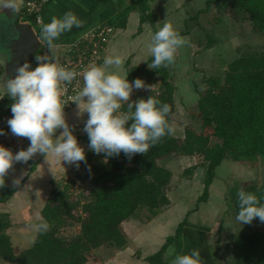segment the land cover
<instances>
[{
	"label": "trees",
	"instance_id": "16d2710c",
	"mask_svg": "<svg viewBox=\"0 0 264 264\" xmlns=\"http://www.w3.org/2000/svg\"><path fill=\"white\" fill-rule=\"evenodd\" d=\"M50 1L42 7L41 16ZM211 6L223 13L242 12L254 29L264 33V0H204V7L200 10ZM134 8L140 12V22L155 18L148 11L147 0H133L116 17L124 19L127 11ZM17 20L27 21L37 36L42 37V27L36 23L35 14L21 9ZM206 44L211 45L210 42ZM151 60L152 56L143 65L127 69V79L131 82L147 77L159 81L157 90H146L143 98L153 96L167 103L170 112L166 121L170 123L174 110V86L169 80L167 65L151 69L148 67ZM1 72L0 66V75ZM207 82V89L199 93L197 100L202 131L194 133L186 128L182 139L166 135L147 153H136L128 159L121 152L105 162L103 153L96 154L88 148L86 133H73L77 140L82 139L87 144L86 163L81 161L83 174L80 176V180L92 179L87 195L83 199H72L66 192L68 186L53 191L40 209L41 220L48 224L47 231H36L31 244L19 252L13 250L9 215L0 213V260L7 264H86L93 249L103 245L123 248L126 237L121 230V222L141 208L152 216L168 203L164 187L170 181L172 172L158 161L172 153L182 156L196 154L206 163L197 204L207 200L214 169L223 159L240 160L259 155L264 162V53L233 58L227 64L222 85L217 79H208ZM11 103L7 92H3L0 95V111L7 112ZM126 110V105H122V111ZM35 164L36 161H30L29 172ZM193 169L188 167L184 173ZM23 182L24 179L20 185L10 188L6 195L0 196V201H6ZM241 188L254 193L264 203V178L260 185L250 183L234 188L230 204L234 216L238 211L237 192ZM80 203L82 215L77 214ZM72 222L78 224V232L64 236L60 229ZM253 222L263 226V229L238 233L232 238L230 254L233 264H264V223L259 218H254ZM183 223L184 219L157 251L145 257L146 264H166L165 249L180 236Z\"/></svg>",
	"mask_w": 264,
	"mask_h": 264
},
{
	"label": "rangeland",
	"instance_id": "374dc122",
	"mask_svg": "<svg viewBox=\"0 0 264 264\" xmlns=\"http://www.w3.org/2000/svg\"><path fill=\"white\" fill-rule=\"evenodd\" d=\"M203 1L186 0V4L181 5L183 7L179 9V12L174 10L175 12L173 14H168L166 9H163V15L159 18V24L156 25V30H158L164 23L170 22L174 30L180 28V35L187 41L184 46L177 49L174 63L167 65L169 80L174 86V110L170 124L175 128L173 136L179 139L184 137V130L186 128L194 133L202 131L197 100L199 93H203L207 89L208 79H217L219 84L222 85L227 64L233 58L240 55L264 53V33L254 29L251 22L242 12L233 14L218 12L213 6L207 10H200L204 7ZM185 6L187 8H184ZM164 7L166 8V5ZM133 21V19L129 20V26L136 28L138 21ZM4 23L5 21L0 19V28L3 27ZM3 37H5L4 33L0 35L1 44H4L2 43ZM117 38L119 39L118 42L124 40L120 34L116 36ZM151 38L148 35L134 39L129 38L128 40L122 41L116 48H129L132 52L139 49V52H136L129 58L131 62L129 65L139 64L140 59L146 56V51L149 52L148 47L151 43ZM207 42H210L211 45L207 46ZM120 51L119 54L117 52L114 56L118 55L124 61L129 53L125 55L127 53L126 51L124 54L121 49ZM109 70L118 71L121 75L125 73L123 64L119 69L113 66ZM141 79L144 80L146 85H150L151 88L133 89L129 102L143 98L146 90H157V83H159L157 79L147 77H142ZM0 82L2 85L3 80H0ZM3 92L5 91H2L0 88V95ZM122 105H126V103L122 102ZM83 128L84 125L83 127L81 126V129H76L78 132L74 130V133L80 132L77 135H83ZM60 131L62 130L58 129L54 133V137L58 136ZM29 143L26 137L15 136L8 129L7 137L2 145L15 153L22 147L26 149ZM83 148L86 151L87 147ZM54 160L53 163L56 165V172L53 173V179L51 178V181L49 180L39 184L44 187L41 188L42 191L39 193L40 199L37 200V203H34L35 210L32 209L34 213L40 204L44 203L46 198L57 189L68 186L66 190L67 194L72 199H79L85 197L89 188L92 186L91 177L80 180V176L83 174L81 162H79V168H77L75 165H68L64 162L60 163L56 158ZM158 163L172 172L170 181L164 187V192L170 200L168 208L164 212L165 220L168 221V224L174 222L173 226L177 227L178 223L185 216V213L189 211L191 221L200 220L202 217L211 219L214 223L213 225H216L219 229L218 234L224 235L220 236L224 243H222L223 256L218 264H233L230 254V245L233 236L238 233H249L254 230L263 229V226L253 221L249 224H239L235 220L233 210L230 206L233 195L232 190L234 188L250 183L256 185L262 183L264 178V162L261 156L255 155L240 160L223 159L214 169V178L208 189V201L206 200V203L205 201H201L198 204L196 199L201 193L202 179L206 169V163L202 158L196 154L182 156L172 153L161 158ZM188 167H194V169L191 172L184 173ZM43 200L44 202H42ZM81 203L77 207V214L79 215H82ZM166 206L167 204L161 208ZM195 208H197V211L193 210ZM136 212L143 215L141 218L149 216L145 208H141ZM18 214L17 212V216H13L14 223L9 231L15 252H19L28 247L36 232V229L22 230L21 225L25 224V220L22 215ZM168 224L164 225L165 227L163 228L169 234H173L174 229H171ZM78 229V224L72 222L60 230L64 236H72L78 232ZM101 247L103 249L102 251L98 250L95 253L94 250L96 249L92 250L86 264H101L100 261L103 260L102 256L105 253L111 254V246L103 245Z\"/></svg>",
	"mask_w": 264,
	"mask_h": 264
},
{
	"label": "clouds",
	"instance_id": "9594fccd",
	"mask_svg": "<svg viewBox=\"0 0 264 264\" xmlns=\"http://www.w3.org/2000/svg\"><path fill=\"white\" fill-rule=\"evenodd\" d=\"M4 7L14 10V0H9ZM81 24L74 13L65 12L62 17H52L50 22L43 24L42 39L51 50L56 38ZM186 42L170 23H164L152 35L148 47L152 60L148 67L157 69L174 63L177 49ZM35 60L38 63L34 68L24 63L15 69V76L6 81L7 96L12 100L8 127L13 135L26 137L30 143L26 149L15 153L0 144V187L4 186L5 176L14 163H26L36 153L51 155L58 162L77 168L79 162L86 163L84 148L65 118L64 106L69 100L77 105V116L87 112L83 131L88 136V148L96 154L103 153L105 162L121 152L128 159L136 153H147L162 137L174 135V126L166 121L170 112L167 103L153 96L129 102L133 89L151 87L141 78L129 82L128 73L121 75L118 71H110V67L119 69L122 66L124 61L120 56H106L101 65L83 70L82 88L67 101L61 97V83H71L78 73L59 65L54 57L49 60L47 56L36 55ZM122 102L126 103V111H122ZM58 129L62 131L54 137ZM3 134L4 130L0 129V135ZM23 175L22 172L12 183L20 185ZM237 198L235 220L239 224H249L254 218L264 223V203L260 198L243 188L237 192ZM34 227L42 233L47 231L48 224L40 220ZM199 260L200 252L194 248L190 253L175 254L171 264H199Z\"/></svg>",
	"mask_w": 264,
	"mask_h": 264
},
{
	"label": "crops",
	"instance_id": "0c3cea01",
	"mask_svg": "<svg viewBox=\"0 0 264 264\" xmlns=\"http://www.w3.org/2000/svg\"><path fill=\"white\" fill-rule=\"evenodd\" d=\"M132 1L133 0H51L46 5L43 16H41L40 26L42 27L43 24L50 22L52 17H62L63 14L68 11L74 13L82 21L79 27L74 26L70 31L63 32L54 40V48H52L51 51L56 52L59 43L68 40L76 31L78 32L87 25L106 21L112 22L114 33L104 49L103 59L109 55L114 56L117 52L119 54L121 52L120 49L123 51V54L127 52L125 55L129 53L123 63L124 74H126L127 69L131 66L139 67L146 63L151 53L146 51V56L140 59L139 64L129 65V63H131L129 58L136 52H139V49L132 52L129 48L119 49L116 47L122 41L128 40L129 38L134 39L140 36L144 37L145 35L152 37L157 29L156 25L159 24V18L163 15V9H166L168 14H173L175 11L179 12V9L183 7L181 6L182 4H186V0H147L148 11L155 16L152 21L144 20L140 22V12L137 8L127 11L126 15H124V19L123 17H116V15H119L118 13L121 9ZM164 5H166V8ZM184 8L187 7L185 6ZM132 19L134 20L133 22L138 21V26L136 28H131L129 26V20ZM179 29L175 31H180ZM119 34L124 40L118 42L119 39H116V36ZM103 59L100 65L103 63ZM78 111L79 109L75 104L64 112L65 118L72 127L73 133L75 132L74 130L81 129V126L83 127L88 118L87 112H84L81 116H77ZM76 134H80V132ZM78 143L82 147H87L82 139H78ZM21 149H23V147L19 150ZM54 158L55 157L51 155L45 156L44 154L36 153L26 163H14L6 174L4 186L0 187V196L6 195L10 188L18 186L14 185L12 181L14 178L21 176L22 172L24 173L22 178L24 182L22 185L15 190L6 201H0V213H8L12 226L14 223L13 216H17V212L19 213L18 215H22L25 220V224L21 225L22 230L35 229L34 226L41 220L40 209L45 203L44 200L47 196L42 201L44 203L41 202L42 204L36 209L35 213L32 209L35 210L34 203H37V200L40 199L39 193L42 191L41 188L44 187L39 184L45 181H51V178L53 179V173L56 172V165L53 163L55 161ZM48 160H50V163H47ZM30 161H36V164L34 169L29 172ZM167 199V206L160 208L158 212L152 216L141 218L143 215L136 212L132 217L122 221L120 227L126 237L125 246L121 249L111 246V254L105 253L100 263L146 264L145 257L157 251L164 243L166 237L172 235L163 228L165 227L164 225L168 224V221L164 218V212H166L170 201L168 196ZM207 201H205V203ZM197 208L193 210L197 211ZM189 212H186L183 217L184 223L180 236L165 249L164 259L166 264H171V259L175 254L190 253L194 248L198 249L200 252L199 264H218L223 256L222 243H224L220 236L224 235L218 234L219 229L216 225H213L214 223L211 219L202 217L200 220L191 221ZM27 221H29V223H27ZM165 222L167 223L165 224ZM173 223L168 224V226L174 229V233L176 226L174 227ZM12 226L10 228H12ZM10 230L11 229H9V231ZM101 248V246L96 248V250H94L95 253L98 250L102 251L103 249Z\"/></svg>",
	"mask_w": 264,
	"mask_h": 264
},
{
	"label": "built area",
	"instance_id": "2783aa9c",
	"mask_svg": "<svg viewBox=\"0 0 264 264\" xmlns=\"http://www.w3.org/2000/svg\"><path fill=\"white\" fill-rule=\"evenodd\" d=\"M49 0H22L21 9L25 13H33L36 23L41 24V9ZM20 9V10H21ZM27 22V21H24ZM114 33V28L107 22H98L87 25L73 34L71 38L59 43L56 52L51 51L45 41L39 37V47L30 62V67L37 65L36 55L47 56L49 60L55 58V62L68 69L75 70L78 75L71 83H61V97L69 100L76 91L83 86L82 71L92 65H100L103 59V52L110 37ZM75 105V102L68 101L64 110ZM12 116L11 110L0 111V129L4 134L0 135V144H3L8 134L7 120ZM0 264H7L0 260Z\"/></svg>",
	"mask_w": 264,
	"mask_h": 264
},
{
	"label": "water",
	"instance_id": "95a60500",
	"mask_svg": "<svg viewBox=\"0 0 264 264\" xmlns=\"http://www.w3.org/2000/svg\"><path fill=\"white\" fill-rule=\"evenodd\" d=\"M9 0H0V19L4 20L0 33L5 35L1 44L0 41V66L2 72L0 80H3L1 90L7 92L6 81L15 76V69L32 61L35 52L39 47V36L33 27L24 21H18L17 15L21 9V1L14 0L15 9L4 7ZM0 34V35H1Z\"/></svg>",
	"mask_w": 264,
	"mask_h": 264
},
{
	"label": "flooded vegetation",
	"instance_id": "af4514ba",
	"mask_svg": "<svg viewBox=\"0 0 264 264\" xmlns=\"http://www.w3.org/2000/svg\"><path fill=\"white\" fill-rule=\"evenodd\" d=\"M19 13V12H18Z\"/></svg>",
	"mask_w": 264,
	"mask_h": 264
}]
</instances>
